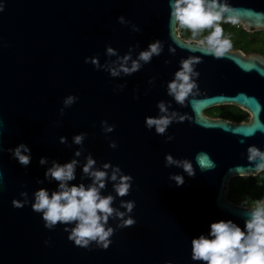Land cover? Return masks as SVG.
Masks as SVG:
<instances>
[{
  "label": "water",
  "instance_id": "obj_1",
  "mask_svg": "<svg viewBox=\"0 0 264 264\" xmlns=\"http://www.w3.org/2000/svg\"><path fill=\"white\" fill-rule=\"evenodd\" d=\"M0 2L5 4L0 13V147L26 143L33 157L25 169L0 151V264H166L168 260L196 264L191 260V239L207 232L211 222L231 219L243 227L246 210L228 199V187L235 178L261 174L248 161L247 149L255 145L264 151L263 56L230 50L217 59L184 46L188 40L169 21V0ZM230 3L241 10L237 24L247 33L264 32V0ZM121 15L142 31L118 23ZM155 39L165 42L164 52L130 77L111 78L84 62L85 57L99 55L103 63L108 44L124 54L130 45L139 43L143 49ZM169 45L177 49L174 56ZM190 55L202 60L196 67L201 93L181 106L167 95L166 85L180 59ZM154 76L155 84L149 85ZM122 83L124 90L114 92ZM70 94L78 95L79 101L61 116L63 99ZM161 100L191 117L169 127L172 141L145 127V117L157 115ZM192 100L206 103L197 111ZM226 105L245 111L249 120L236 123L205 115ZM102 120L115 124V131L106 136ZM80 132L88 133L85 148L98 162L119 165L134 177L130 195L117 198L114 206L119 207L120 199L135 200L137 223L117 229L107 250L75 246L62 225L49 231L30 206L12 205L21 191L31 195L39 187H56L47 181L36 183L45 172L39 159L70 160L78 146L61 144L59 138L68 137L70 144ZM110 140L117 142L116 149L109 147ZM167 153L191 161L195 177L175 165L165 167ZM202 155L214 166L202 168L198 159ZM170 174L183 175L184 185L177 187ZM77 175L74 183L79 182L80 169ZM110 223L115 227L117 222Z\"/></svg>",
  "mask_w": 264,
  "mask_h": 264
},
{
  "label": "clouds",
  "instance_id": "obj_2",
  "mask_svg": "<svg viewBox=\"0 0 264 264\" xmlns=\"http://www.w3.org/2000/svg\"><path fill=\"white\" fill-rule=\"evenodd\" d=\"M169 21L175 29L190 33V39L184 46L197 49L214 58H224L232 49L231 39L224 34L222 23L237 24L240 22L241 10L234 7L230 0H169ZM5 11V4L0 2V13ZM118 23L128 26L133 32H141V28L123 15L119 16ZM165 49V42L155 39L141 49L139 43L130 45L128 51L121 54L110 44L105 46L106 60L101 63L99 55L85 57V63L93 66L96 71H104L111 78L130 77L141 71L145 65L159 57ZM176 47L168 46L170 55L176 54ZM202 62L200 57L188 56L181 58L179 68L173 78L167 82V95L172 97L176 104L185 106L190 97L201 93L198 84L200 73L196 70ZM170 63L165 60V64ZM156 77H151L149 85H154ZM126 83L118 84L114 92L123 91ZM139 99L138 95L134 96ZM79 101V96L70 94L63 99V106L59 112L65 115V109L71 108ZM206 101L192 100V106L199 110ZM156 116L145 117V127L153 130L157 135L164 136L166 141L174 137L168 134L173 123L191 121L186 113L181 114L171 108V102L161 100L156 105ZM102 132L107 136L115 131L116 125L107 120L101 122ZM88 133L80 132L71 138L61 136V144L78 146L73 158L66 162L42 156L39 164L45 168L43 179L36 183L43 185L45 181L55 183L54 189L39 187L31 195L28 191H21L19 199H13L12 205L17 209L30 206L39 214L44 227L55 231L63 226L68 233V240L80 248L93 250L94 248L107 250L112 244V237L117 229H126L136 225L133 216L136 202L132 199H120L119 207L114 203L117 198L128 197L132 191L134 177L119 166L111 162H98L93 154L85 148ZM109 147L116 149L115 140L109 141ZM10 158L23 168L27 169L32 161V150L26 143H19L15 147L3 148ZM85 153H87L85 155ZM248 161L254 163L257 173H264V151L255 145L247 149ZM203 166L213 167V162L206 156L198 157ZM177 166L182 168L189 177H195L193 163L187 159L177 160L172 154H165V167ZM80 169L79 182L77 170ZM169 179L175 181L177 187L183 186L185 177L180 174H170ZM111 191L108 192V185ZM26 187V186H25ZM107 191V194L105 192ZM239 207L246 210L247 218L243 227L231 219H221L209 224L207 232H202L191 239V260L196 264H264V197L251 199L244 197ZM123 209V210H122ZM110 221L117 222L115 227ZM50 245V239L44 241ZM166 264H173L168 260Z\"/></svg>",
  "mask_w": 264,
  "mask_h": 264
},
{
  "label": "rangeland",
  "instance_id": "obj_3",
  "mask_svg": "<svg viewBox=\"0 0 264 264\" xmlns=\"http://www.w3.org/2000/svg\"><path fill=\"white\" fill-rule=\"evenodd\" d=\"M222 27L224 29V34L227 35L232 42L231 50H243L247 53H253L256 51H263L264 46L262 44H251L248 41V38H262L264 37L263 32H257L255 34L244 33L246 32L241 24H231V23H222ZM181 37L185 40L190 39V33L185 30H179ZM248 37V38H247ZM247 42V43H246ZM237 107L232 105H226L221 107H215L213 109L207 110L206 114L212 118L215 117H224L225 119H232L234 116L238 114ZM260 176H264V173L259 174ZM257 177V176H256ZM256 177H251V180L246 182L239 181L240 178H235L231 181L228 187V199L235 203L239 204L240 200L244 197H250L251 199H258L257 193H264V177L259 182V188L257 190H250V186L252 185V179H256ZM256 181V180H254ZM242 190H248L247 193H243ZM229 194L231 197H229Z\"/></svg>",
  "mask_w": 264,
  "mask_h": 264
},
{
  "label": "trees",
  "instance_id": "obj_4",
  "mask_svg": "<svg viewBox=\"0 0 264 264\" xmlns=\"http://www.w3.org/2000/svg\"><path fill=\"white\" fill-rule=\"evenodd\" d=\"M244 33H246V32H244ZM237 110V112H238V114L236 115V116H234L232 119L233 120H235V121H245V120H247V114H246V112H244V111H242L241 109H239V108H237L236 109ZM264 176H260V175H258L257 177H256V179H254V180H256V181H254L253 179H252V185L250 186V190H257L258 188H259V182H260V180L263 178ZM248 180H251L249 177H243V178H240L239 179V181H241V182H246V181H248ZM242 192L243 193H247L248 192V190H242ZM229 197H231V195L229 194ZM261 197H263V195L261 194V192L259 193H257V198H261Z\"/></svg>",
  "mask_w": 264,
  "mask_h": 264
},
{
  "label": "flooded vegetation",
  "instance_id": "obj_5",
  "mask_svg": "<svg viewBox=\"0 0 264 264\" xmlns=\"http://www.w3.org/2000/svg\"><path fill=\"white\" fill-rule=\"evenodd\" d=\"M247 33V32H246ZM255 33H257V32H250L249 34H255ZM264 33V32H263ZM248 38V37H247ZM248 42L249 43H251V44H262L263 46H264V37H262V38H248ZM247 43V42H246ZM246 56H249L250 54H259V55H261V56H263L264 57V52L263 51H256V52H253V53H247V52H245V51H243V50H241ZM243 111V110H242ZM245 112V111H244ZM247 114V113H246ZM205 115L207 116V117H210V116H208L207 114H206V112H205ZM212 118V117H211ZM215 118H223V119H225L224 117H215ZM228 120H230V121H232V122H236V123H239V122H244V121H235V120H233V119H228ZM249 120V115L247 114V120H245V121H248Z\"/></svg>",
  "mask_w": 264,
  "mask_h": 264
}]
</instances>
